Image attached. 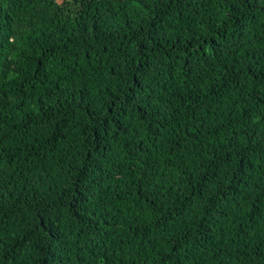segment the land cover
Returning a JSON list of instances; mask_svg holds the SVG:
<instances>
[{"label":"trees","instance_id":"16d2710c","mask_svg":"<svg viewBox=\"0 0 264 264\" xmlns=\"http://www.w3.org/2000/svg\"><path fill=\"white\" fill-rule=\"evenodd\" d=\"M0 264H264V0H0Z\"/></svg>","mask_w":264,"mask_h":264},{"label":"clouds","instance_id":"9594fccd","mask_svg":"<svg viewBox=\"0 0 264 264\" xmlns=\"http://www.w3.org/2000/svg\"><path fill=\"white\" fill-rule=\"evenodd\" d=\"M137 7H139V6L137 5Z\"/></svg>","mask_w":264,"mask_h":264},{"label":"snow or ice","instance_id":"6c2138e0","mask_svg":"<svg viewBox=\"0 0 264 264\" xmlns=\"http://www.w3.org/2000/svg\"><path fill=\"white\" fill-rule=\"evenodd\" d=\"M139 6V5H138Z\"/></svg>","mask_w":264,"mask_h":264}]
</instances>
